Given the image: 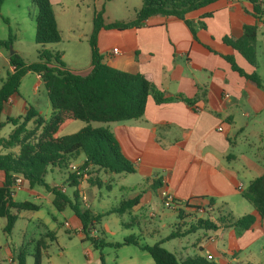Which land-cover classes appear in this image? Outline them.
Segmentation results:
<instances>
[{
    "label": "crops",
    "instance_id": "crops-1",
    "mask_svg": "<svg viewBox=\"0 0 264 264\" xmlns=\"http://www.w3.org/2000/svg\"><path fill=\"white\" fill-rule=\"evenodd\" d=\"M185 18L193 31L184 20L156 15L139 27L100 29L97 34L102 63L141 73L164 97H177L156 103L149 95L141 117L107 126L140 179L126 199L138 198L131 209L137 211L155 199L161 201L160 191L166 190L184 210L185 222L204 215L196 208L184 207L188 200L193 206L207 207L210 203L208 216L212 220L228 212L239 217L252 211L242 190L264 173V157L237 149V139L245 132L263 140V131L256 128L263 123L260 115L264 112V77L259 72L264 66V15L255 18L249 0H216ZM251 23L257 26L255 44L260 49L255 48L254 67L222 41L224 37H241L243 25ZM91 30L85 33L87 42ZM114 49L117 54L112 53ZM229 55L246 73L255 70L262 87L232 70L224 59ZM89 56L86 71L91 65L90 51ZM15 95L6 104L13 103ZM77 159L83 161V155ZM79 186V194L85 199L83 181ZM177 224L178 220L173 226ZM161 227H166L165 223ZM95 232L90 231V237H97ZM191 246L197 250L195 255L217 264H241V251L246 264H264V233L259 226L241 233L231 227L202 230ZM179 247L183 256H190L187 246ZM5 251L14 262L8 247ZM183 256L179 259L186 258Z\"/></svg>",
    "mask_w": 264,
    "mask_h": 264
},
{
    "label": "trees",
    "instance_id": "trees-1",
    "mask_svg": "<svg viewBox=\"0 0 264 264\" xmlns=\"http://www.w3.org/2000/svg\"><path fill=\"white\" fill-rule=\"evenodd\" d=\"M3 1L0 0V6ZM215 1L141 0L134 18L128 21L111 22L104 20L102 6L94 12L92 19V30L88 40L91 53L90 68L84 73H79L65 66L60 52L46 47L47 44L61 40L50 0H31L36 7L34 40L37 44V61L25 63L16 54L10 55L8 63L12 70L0 81V130L5 123H10L13 127L7 137L0 136V171L3 173L0 183V218L5 219L3 226L5 234L11 233L20 211H36L40 207L39 204L28 200L13 199L12 190L15 188L13 179L17 177H21L29 188L44 187L51 194V203L56 210L63 211L69 208L78 219L82 232L86 233L88 226L93 228V222L97 221L101 214H94L89 208L79 207V184L82 176L86 173L90 175V172H86L88 168L114 174L133 173L135 170L122 154L119 143L108 127H93L91 122L104 124L137 119L143 115L149 95L153 96L156 103L177 98L164 97L141 73L125 72L102 63L96 44L99 30H124L139 27L147 18L161 15L165 18L184 20L193 31L191 22L185 16ZM249 2L252 4L255 18L264 15L262 9L264 1L249 0ZM256 36V24H244L241 37H224L222 41L254 67ZM10 44V36L7 39H0V47L7 48ZM224 59L230 64L232 70L258 87H262L263 82L255 70L246 73L235 63L231 55L224 56ZM29 71L38 73L43 81L51 107L50 116L46 119L33 106H28L23 115L7 116L5 122L1 121L4 105L12 95L18 93L20 80ZM183 100L189 103L188 100ZM68 120H80L86 125L75 133L57 137L56 133ZM80 154L83 155V161L72 169L71 162ZM67 167L71 170L66 171L64 182L72 189L71 195L65 193L63 186H52L45 180L48 173L55 169L66 170ZM90 176L86 179L88 184L100 187L101 178L98 175ZM241 194L252 206V211L242 216L234 217L228 212L212 220L208 216L210 203H207V207L193 206L188 200L184 207L196 208L204 215L191 217L189 222H185L187 216L175 200L178 208L174 212L179 224L164 240L148 245L140 243L137 238L129 237L123 239L122 243L133 244L146 251L154 264H217L200 255L179 259L163 247L162 243L197 230L214 231L231 227L237 233H241L259 226L264 233V173L250 180ZM137 202V197L122 199L119 208L111 211L123 213L132 209ZM45 237L49 241L55 239L52 232H47L36 241L34 252L31 254L33 264H41V249L47 246ZM85 239H89L95 248L108 244L98 236H85ZM109 245L119 246L118 243ZM26 256L27 252L21 246L15 255L16 264H25ZM98 262V264H106L102 254L99 255Z\"/></svg>",
    "mask_w": 264,
    "mask_h": 264
},
{
    "label": "rangeland",
    "instance_id": "rangeland-1",
    "mask_svg": "<svg viewBox=\"0 0 264 264\" xmlns=\"http://www.w3.org/2000/svg\"><path fill=\"white\" fill-rule=\"evenodd\" d=\"M50 2L61 40L47 44L46 47L60 52L65 66L79 73L86 72L85 68L90 60V48L84 36L92 27L93 10H99L103 6V17L106 22L128 21L134 18L135 11L141 5V0H50ZM35 15L36 7L31 0L2 2L0 39H7L10 36L11 44L7 48L0 47V81L10 72L8 63L10 55L16 54L25 63L37 61V44L34 40ZM255 48L260 51L258 44H255ZM259 72L264 77V66L259 67ZM28 106H33L46 119L50 116L51 107L43 81L38 73L32 71L22 76L18 93L14 96L13 103L5 105L1 121L5 122L7 116L23 115ZM260 119L263 123L256 129L263 131L262 141L258 135L251 132H245L243 137L237 139V149L257 158L264 157V112ZM85 125V122L80 120H68L62 124L56 136L75 133ZM91 125L107 127L112 126V123L91 122ZM12 128L10 123H5L0 130V136L7 137ZM248 130H251L250 126ZM81 162L76 158L71 164L79 166ZM69 169L70 167L66 170L55 169L46 175V182L52 186H63L65 193L71 195L72 189L64 182L66 171ZM86 172H90L91 175L86 173L81 180L84 183L83 192L86 197L82 199L79 194L78 205L81 208H89L94 214H101L99 219L93 222V228L88 226L87 232H82L78 220L69 208L63 211L56 210L49 201L51 194L44 187L29 188L24 183L20 188L15 187L12 190L15 192L13 199L28 200L39 204L40 207L36 211H20L10 234L3 232L5 219L0 218V264H16L15 255L21 246L27 252L25 264H33L31 254L34 252L36 241L47 232H52L55 239L49 241L45 237L47 246L41 249V264H98L100 254L103 255L106 264H154L146 251L133 244H123V239L134 237L140 243L148 245L157 242L168 229H174L173 225L177 222L174 210L164 207L159 199H155L149 206H143L137 211L131 209L123 213L111 211L119 208L122 199L128 198L132 187L140 183L139 176L136 173L103 172L96 168H88ZM95 175L101 178L100 187L90 186L86 181L89 176ZM2 177L3 173L0 171V183ZM162 223H165L166 227H161ZM93 229L96 236L102 238L107 245L95 248L89 239L84 238L90 236ZM199 235H202V230L171 239L162 246L180 258L185 254L179 246L184 245L187 246L189 255L193 256L197 250L191 245ZM114 243H118L119 246L109 245ZM7 247L14 257V262H11L6 254ZM239 258L241 264H246L243 262V251L239 253Z\"/></svg>",
    "mask_w": 264,
    "mask_h": 264
},
{
    "label": "built area",
    "instance_id": "built-area-1",
    "mask_svg": "<svg viewBox=\"0 0 264 264\" xmlns=\"http://www.w3.org/2000/svg\"><path fill=\"white\" fill-rule=\"evenodd\" d=\"M118 50L114 49L112 50L113 54H117ZM75 165H72L71 168L75 169ZM15 182V187L16 188H20L23 185V179L21 177H17L14 179ZM240 188V187H239ZM160 198H161V203L163 204L164 207L169 208L171 210H175L176 208H178L177 204L175 203V199L172 196V194H170L169 192H167L166 190H161L160 191ZM201 210V209H200Z\"/></svg>",
    "mask_w": 264,
    "mask_h": 264
},
{
    "label": "water",
    "instance_id": "water-1",
    "mask_svg": "<svg viewBox=\"0 0 264 264\" xmlns=\"http://www.w3.org/2000/svg\"><path fill=\"white\" fill-rule=\"evenodd\" d=\"M13 181H14V179H13Z\"/></svg>",
    "mask_w": 264,
    "mask_h": 264
}]
</instances>
